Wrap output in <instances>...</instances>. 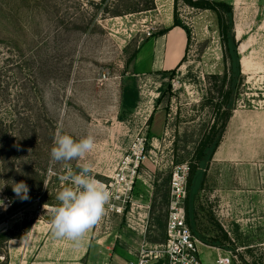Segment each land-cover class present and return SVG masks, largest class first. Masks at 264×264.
Listing matches in <instances>:
<instances>
[{"label": "rangeland", "instance_id": "obj_1", "mask_svg": "<svg viewBox=\"0 0 264 264\" xmlns=\"http://www.w3.org/2000/svg\"><path fill=\"white\" fill-rule=\"evenodd\" d=\"M135 1L0 0V264H129L144 243L164 242L175 170L200 172L198 146L218 120L213 84L219 87L229 69L216 16L174 0L127 13ZM222 1L234 7L243 86L197 192L192 230L230 264H264V0ZM175 14L191 32L179 66L166 76L140 72L132 56L148 42L160 58L166 48L167 67L178 61L174 34L166 46L156 40ZM151 50L142 54L144 68ZM128 83L139 93L133 110L123 107ZM58 128L75 139L94 136V150L68 167L89 163L103 184L116 170H130L144 146L125 212L106 208L79 245L56 238L50 227L67 175L65 164L50 159ZM20 182L27 200L13 192ZM200 250L205 263L216 257Z\"/></svg>", "mask_w": 264, "mask_h": 264}, {"label": "trees", "instance_id": "obj_2", "mask_svg": "<svg viewBox=\"0 0 264 264\" xmlns=\"http://www.w3.org/2000/svg\"><path fill=\"white\" fill-rule=\"evenodd\" d=\"M180 1L192 9L210 11L215 14L217 19L218 36L220 39L223 54L222 57L225 65L229 66V69L220 79L222 81L221 85L218 87L216 86V83L213 84V92L215 93L216 98H212L210 103L212 104L213 109L217 111L216 115L218 116V120L212 126L209 133L201 139L196 152L197 169L202 172L200 173L195 172V170H190V173L188 175L185 212L188 226L195 236L192 230L194 228V225L191 221V217H195L194 203L197 192L201 189L202 179L206 175V171L222 142V138L226 132L228 124L233 117L234 111L236 110L237 97L243 86V76L241 75V60L238 53V42L235 36L233 5L222 0H174L175 5H177ZM125 9L127 13L151 11L154 9V0H136L135 2H131L130 4H128ZM173 28H180L186 33L188 44L191 39V32L186 26L181 23V21L177 17V14L174 15V22L172 27L162 30L156 36V38L165 36ZM139 50L133 54L132 61L136 59ZM165 72L166 71L162 73L163 76L167 75ZM219 78L214 77V80L216 81ZM138 99L139 93L136 86L131 83L126 84L123 88V107L127 110H133L137 105ZM4 237H6L5 234L1 235V238ZM200 240L204 244L209 246L219 248L224 247L222 243L218 241L212 240V242H208L204 239ZM222 241H225V239H223Z\"/></svg>", "mask_w": 264, "mask_h": 264}, {"label": "clouds", "instance_id": "obj_3", "mask_svg": "<svg viewBox=\"0 0 264 264\" xmlns=\"http://www.w3.org/2000/svg\"><path fill=\"white\" fill-rule=\"evenodd\" d=\"M95 146V138L91 133L75 139L58 128L50 149L51 161L63 163L67 167L64 177L66 184L56 195L59 203L50 209L51 231L56 238H67L77 245L105 215L111 198L108 188L92 175L91 164L78 165V171L68 167L71 161L83 159ZM28 191L23 182L13 185V192L22 200L29 199ZM46 205L44 208L47 212L49 208Z\"/></svg>", "mask_w": 264, "mask_h": 264}, {"label": "built area", "instance_id": "obj_4", "mask_svg": "<svg viewBox=\"0 0 264 264\" xmlns=\"http://www.w3.org/2000/svg\"><path fill=\"white\" fill-rule=\"evenodd\" d=\"M143 148L141 142L139 149L134 152L130 170H116L109 183L104 184L111 193L106 206L109 212L121 215L130 204L135 179L139 175V162L144 156ZM125 164L129 166L131 162ZM187 173L189 170H175L171 177L164 242L155 246L144 243L133 260L128 261L129 264H203L199 253L201 243L191 232L186 219ZM230 262V258L219 256L214 264Z\"/></svg>", "mask_w": 264, "mask_h": 264}, {"label": "crops", "instance_id": "obj_5", "mask_svg": "<svg viewBox=\"0 0 264 264\" xmlns=\"http://www.w3.org/2000/svg\"><path fill=\"white\" fill-rule=\"evenodd\" d=\"M175 35L176 37V40H179V43H180V57L178 59V61L173 65V66H170V67H167V64H166V55H167V52H166V48H165V52H164V57L163 58H160L159 56H157L155 54V48L157 47V44H154L153 42H148L143 48L142 50L138 53L137 57H136V61H135V67L136 69L138 68L140 72H151V71H159V72H164V71H170V70H173L175 69L176 67L179 66L182 58L184 57L185 55V52H186V46H187V36H186V33L180 29V28H173L171 31H169L165 36L159 38V39H156V40H159L161 41L162 38L165 40V46H166V41H167V37L171 36V35ZM146 47H152V50H151V54L150 56H148V63H149V67H146L144 68V60L142 59V54L144 52V50L146 49ZM199 247H203V248H209V250H212V251H215L216 252V257L214 259H211L208 263H205L203 262V264H214L216 259L219 257V256H222V251H219L218 249H213V248H210V247H207V246H204L202 244L199 245ZM199 248V251H200V254H201V250ZM134 257H129V260L128 261H131L133 260Z\"/></svg>", "mask_w": 264, "mask_h": 264}]
</instances>
